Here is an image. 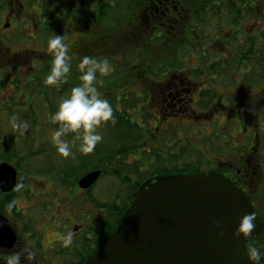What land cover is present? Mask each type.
<instances>
[{
    "label": "flooded vegetation",
    "instance_id": "flooded-vegetation-1",
    "mask_svg": "<svg viewBox=\"0 0 264 264\" xmlns=\"http://www.w3.org/2000/svg\"><path fill=\"white\" fill-rule=\"evenodd\" d=\"M0 1V163H8L16 170V177L13 182L10 177L9 179L0 178V264H5L4 258L8 253L20 251L26 245L34 247L36 255L31 261L23 259V264H67L70 262L87 264L89 256L121 223L118 225L117 222L114 230L103 237L104 217L108 216V212H110L108 207L104 205H108L109 202L95 199L91 195L92 188L103 177V169L101 176L90 188H81L78 186L79 180L72 187L71 178L67 173L41 175L37 166L33 164L35 157L38 156L39 158V155L42 154L41 149L46 153V148L41 147L40 149L39 147L45 140L40 141L38 130L35 129L38 122H40V93L47 94L45 99L47 100L46 105L49 114L56 110L52 98L50 99L48 88L56 90L57 85H47L46 89L40 88V82L45 79L53 61V56L47 49L48 39L42 43L46 33V15L41 12H29V10H27L28 13L24 12L23 4L19 0ZM24 15H26L25 18ZM25 26L32 27L29 29L32 31L29 37L38 44L37 48L23 44V36L27 31ZM65 33H67V30L62 29L58 35H64ZM52 35L50 34V36ZM78 39V32H76L71 38L67 39L65 37L64 40L69 45L71 56L75 55L73 50L78 52L75 56L77 65L80 58L84 56L83 50L85 49L83 43L81 51L76 49ZM39 41L45 46L44 50L39 49ZM41 51H43L42 54ZM161 63L160 66H167L161 68V72L158 70V73H162V75L158 76L157 79L152 75L146 78V92L150 103L149 112L155 115V124L157 125L154 128L151 126L148 128V145L154 146L152 138L159 139L160 131L167 134L166 130L168 129L177 130L174 124L165 125L163 119L168 121L179 114H183L192 115L195 120L199 121V118L208 119L211 114L221 108L226 111L225 120L227 121V112L230 115L234 112L233 115L236 116L240 131L246 132L245 138L247 136L252 138V146L246 150V155L250 156L241 159V164L245 162V165L234 170L231 160L227 161L226 155L219 165H216L218 161L213 163L212 160H207L210 166L195 164V167L190 171L216 170L230 177L239 187L247 190L246 185L250 181L248 171L257 160L253 152L257 151L264 141L257 117L254 119L247 117V115L243 116V113L246 114L247 109H253L251 97L248 95L243 97L242 94L236 93L233 96L237 103L228 105L226 95L224 101L221 100L218 104L212 105L208 103L198 111V101L202 97L200 96L198 99L196 96L201 88L189 76L200 77L194 73L193 69L197 67V64L192 65V69L189 71L179 72L177 65L170 66V62L167 61ZM77 65L74 74L70 73L68 79L62 83L59 93H70L71 88L80 82ZM100 85L97 82V87L103 95ZM184 94H188L189 97ZM194 95L196 98H194ZM263 95L264 85L255 93L253 99L257 102ZM183 100L185 101L184 104ZM248 100L250 101L248 102ZM29 102H31L30 105ZM178 103L182 105L180 108L177 107ZM12 114H15L19 120L28 122L29 126L22 134L13 129L10 122H8L9 116ZM6 122L9 123L8 126ZM44 125L48 128L52 127L47 122ZM250 132H252L251 137ZM67 135L70 137L71 133ZM67 135L66 139H68ZM46 137L49 139L51 136L47 134ZM161 143H163V148L164 146L165 148L170 147V152L167 154L174 156V160L167 158L165 151L161 150ZM168 143L166 137H163L158 143L160 145L158 152H151L150 148L146 150L148 156L145 159V171L150 173L146 179L185 172L182 171L185 159H182L179 143L176 142L173 145ZM51 144L55 149L52 142ZM241 145L246 146L243 142ZM51 153H54V150ZM193 161L194 159H192ZM146 179L140 185H137L131 195ZM137 180V178L133 179L131 183L125 185L128 192L132 190V185L136 184ZM18 182H23L24 185L23 189L19 191L16 188ZM73 192L77 195L72 204ZM12 200H15L16 203L9 211L6 205ZM23 200L29 203L23 205ZM121 201L119 196L116 195L111 203L120 204ZM56 203L54 211H51ZM89 206L90 208H88ZM51 231H56V233L51 234ZM68 231H73L75 237L71 245L65 246L61 237ZM94 243H96L95 246ZM89 246H94L90 254H88Z\"/></svg>",
    "mask_w": 264,
    "mask_h": 264
},
{
    "label": "trees",
    "instance_id": "trees-1",
    "mask_svg": "<svg viewBox=\"0 0 264 264\" xmlns=\"http://www.w3.org/2000/svg\"><path fill=\"white\" fill-rule=\"evenodd\" d=\"M262 1L263 0H19V2L23 4L24 9L29 10V12H41L46 15L44 42L48 39L50 34H58L62 30V27L66 29L67 32L70 31L69 27L73 22L80 26H84L78 27L80 34L78 32L79 39L76 42V49L81 51L83 43L85 48L83 52H87L89 48L90 53L93 52L95 57L115 60L114 56L123 53V50H125L126 52L132 51V53H135V61H138L143 58L146 52H152V55H156L152 50L153 47L158 48L159 53L161 52V56L158 59H163L165 55H172L171 60L157 59L151 61L150 64H148L149 61H147L146 66H143L144 61H140L139 66H142V70L140 71L137 69V77L138 79L144 80H146L149 75L155 76V78L162 75V73H158V70L160 71L161 68H166L167 66H160V64H162L161 62H170V66L177 65L180 59L187 60L184 55L187 56L188 52L192 54L197 51L198 46L196 41L201 37L196 30H200L201 26L205 30L209 28L214 29V35L212 36L211 34L210 36L214 37L217 35L223 40L227 38V47H229L231 43L232 47L235 48L233 49V58H227V62H223L222 52H216L217 60L210 65L202 64L203 67H199V70H196L197 76L205 74L212 77V75L217 72L215 76L222 77L223 75L221 72L224 70V74L227 72L228 78V75H234V71L244 70L245 74L242 76L244 78H246L247 75H250L251 78L257 77L256 79L264 78V29L261 30L257 36L246 35L243 30V23L249 17L257 16V14L264 17L262 10L259 9L262 5ZM173 16L177 19L174 24H168L163 27L159 26V20H169ZM211 17L215 18H212L211 21ZM84 18L86 22L85 25L82 23ZM216 19H218V21ZM72 20H79L80 22ZM215 21L217 22L215 23ZM147 27H149L148 35H146ZM59 28H61V30H58ZM150 30H152L151 33L149 32ZM135 31L140 33L141 39H131L129 41L121 40V37L124 36L129 38ZM141 32H144L145 35L141 34ZM113 33H115L116 37L107 43V40L112 38ZM84 36L85 38H83ZM169 36H174L175 38L172 39ZM242 39H244V42ZM116 40L119 41L116 42ZM163 43L167 44V46H162ZM109 44L113 45L109 47ZM91 46L94 47L92 48ZM76 52L73 50L75 55H72L71 73L76 71L77 62L75 56L78 54V52L77 54ZM234 54H238L237 59H234ZM202 55L205 57L203 53ZM174 57L177 58V60H172ZM247 60L248 62L245 64ZM221 63L223 64L221 65ZM248 65L256 66L258 73H255L253 69L248 72V68H246ZM132 68H134L133 65H131V69ZM108 74V77H111L110 80L106 81L110 88L108 94L111 93L112 99L116 98V101L112 100L113 102H110L109 100L113 107L114 119L104 124L109 128H106V130L111 133L112 145L105 146L107 153L98 149L97 158L98 160L101 159V162H106V165H113L117 162L122 163L123 155L128 157L133 152L137 153L140 147L145 146V139L142 138V136H144L143 133L141 135L144 129L143 123L145 122L144 116L140 120H135L132 117V113H128L126 110L122 111L119 108L118 102L121 100V92H118V95H116L117 92H115L114 87L120 83V72L118 76H114L112 72ZM135 81L137 80L130 78V85ZM144 92L146 93V91ZM139 95L141 94H138V96ZM131 96L132 93L128 91L125 99L130 101ZM231 100H233V95H231ZM249 101L250 100H248V102ZM251 102L252 104L258 103L261 105L262 111L264 110V104H262L264 103V95L260 97V100L257 102L251 98ZM254 107H256V105H254L253 108ZM143 108L145 109V106ZM140 115L142 116L144 114L142 113ZM261 133L264 139V129ZM152 140L154 141L155 137H153ZM42 150L43 149H41L40 152H42ZM142 163L146 165L145 161H142ZM197 165L199 166L200 163ZM194 167L195 164L183 161L182 171L188 172ZM72 170L74 171V169ZM139 172L138 182L136 181L137 183L132 185V190H129V194L125 200H122L120 204L111 203L110 205H104L108 207L110 212H108V216L104 217L103 237H106L114 230L117 222L118 225L122 222L129 206L128 199L131 197L132 191L150 174L147 171L143 173L141 169ZM67 174L70 177L74 176H71L69 173ZM112 174H114L119 181L123 182L130 177L117 167L113 168ZM74 177L73 186H75L81 176L78 175ZM249 189L250 190L247 189L246 191L250 194L253 202L256 200V194L258 193L263 196L261 197V201L263 200L264 188L260 189L259 186L253 187L250 182ZM262 205H264L263 202ZM256 209L259 219L264 223V207L261 206V209H259L256 206ZM263 243L264 231L255 235L248 241L244 249L246 250L249 245H254L261 249V251H264V247L262 246ZM95 244L96 243L93 245L95 246ZM94 246L88 247V254L91 253ZM67 264L76 263L70 262Z\"/></svg>",
    "mask_w": 264,
    "mask_h": 264
},
{
    "label": "rangeland",
    "instance_id": "rangeland-1",
    "mask_svg": "<svg viewBox=\"0 0 264 264\" xmlns=\"http://www.w3.org/2000/svg\"><path fill=\"white\" fill-rule=\"evenodd\" d=\"M260 10H262L264 14V0L261 2ZM24 12L28 13L26 9H24ZM80 14V13H79ZM26 15H24V18ZM212 18L211 17V21ZM177 19L173 16L171 19L167 20H159V26L163 27L165 25H171L176 22ZM218 21V19H216ZM75 22H80L79 20H72ZM215 21V23L217 22ZM164 22V24H163ZM209 22V19H208ZM82 23L85 25V18L82 21ZM210 23V22H209ZM214 23V24H215ZM200 24V23H199ZM26 25V24H25ZM73 25V26H72ZM70 25L69 30L67 33L64 34V37H67V39L71 38L74 33L79 32L78 27H84L83 25L80 26L79 24L73 23ZM170 27V26H169ZM208 27V26H207ZM216 27V26H215ZM26 32L23 36V44L29 45L32 48H37L38 44H36L34 41L31 40L29 37V34H32L31 26H25ZM217 28V27H216ZM64 30V28L62 27ZM148 29L149 27L146 28L147 34L148 35ZM264 29V17L260 16L257 14V16L249 17L247 20L244 21L243 23V30L246 35L250 36H257L261 30ZM58 30H61L59 28ZM152 30L149 32L151 33ZM196 32L199 34L201 37L198 41H196V44L198 46L197 51L193 52L192 54L188 52V55H184L185 59L187 60H179L177 63L178 67L177 70L179 72L182 71H189L192 65H196L197 67L194 69V73H196V70H199V67H203L202 64L204 65H210L213 62L217 60L216 57V52H222V60L223 62H227L228 59L233 58V49L235 47H232V44L230 43L229 47H227V38L222 39L214 35V29L209 28L208 30L203 29V27H200V30H196ZM125 34V33H124ZM141 34L145 35L144 32H141ZM207 34V35H206ZM212 34V36H210ZM70 36V37H69ZM69 37V38H68ZM115 36V33H113L112 38L107 40V43L110 42ZM145 37V36H144ZM170 38L174 39V36H169ZM131 39H141V35L138 31H135L133 34L130 35L128 38L127 36L121 37L122 41H129ZM221 39V40H220ZM45 40V39H44ZM119 40H116V42ZM244 42V39H242ZM70 42V41H69ZM44 43V41L42 42ZM41 41H39V49L44 50V45H42ZM113 44H109L108 46L111 47ZM158 46V45H156ZM162 46H167V44L163 43ZM89 47V46H88ZM92 48L94 46H91ZM153 52L156 53V55H152L151 53L146 52V54L143 56L142 59H139L138 61H135V53H132V51L126 52L123 50V53H120L119 55L114 56L115 60H109L110 63V73H114V76H118L120 72V83L119 85H116L114 87V90L116 95H118V92H121V100L118 102L119 108L124 111L126 110L128 113H132V117L135 120H140L144 116V122L143 126L144 129L141 132V135L143 133L144 136H142L143 139H145V146L140 147V150L137 153H131L128 157L123 155V160L122 163L117 162L116 164L113 165H106V162H101V159L98 160L97 158V153L99 152L98 149L103 151L104 153H107V150L105 146H111L112 145V139H111V133H109L107 129H109L104 123L98 127V130L101 132V135L103 136V140L96 145L94 150L90 153L84 154L81 153L78 150V142L77 145L73 147L72 151L74 153V156L70 157H64L61 154H59L54 147L51 144V137L48 139L46 135L48 134L51 136V132L55 129L56 125L52 124L50 121V116H49V111H48V106L46 105L47 100L45 99V96L47 94H41V100H39L40 103V122L36 125L35 129L38 130L39 133V139L42 141L43 139L45 140L42 144H40V149L41 147L46 148V153L43 152L42 154L39 155L40 157L38 158L35 157V160L33 161L38 169V172L41 175H46L48 173L53 174V173H69L74 176H82L91 169H103L104 174L103 177H101L100 181L98 184L92 188L91 195L93 198H97L99 200H103L104 202H109V205L111 202L114 201V198L116 195L119 196L120 200H125L128 195V191L126 188L127 183H131V181L134 179H139L138 175L140 174V169L141 171L146 170V165L142 163V161H145V158H147L148 153H146V150L148 148L151 149V152H158L159 151V141L163 139V137H166V141H169V145H173L174 143L178 142L181 153L183 158L185 159L184 161H189V163L193 164H199L204 166H210L208 161L212 160L211 162H216L218 163L216 165H219L222 160L225 159L227 155V161L231 160L232 164H234V168H242L244 166L245 162L241 164V159H245L246 156V150L248 147L252 146V138H249L248 136L245 138V131H240L239 129V124L236 119V116L233 115V113L230 115L227 112V121L225 120V113L223 109L219 108L215 111L214 114H211L210 117L207 118H199V121L195 120L192 115H183L179 114L175 117H173L171 120H165L163 119V123L165 125H170L174 124L176 126L177 130H166V133H162L160 131V138L156 139L153 141L154 146L148 145V128L149 126L153 127L157 126L155 124V115L149 112L150 110V103H149V98L147 95V92L145 93L147 89V81L144 79H138L137 74L138 70H142L141 67L139 66L140 61H144V65H147L151 63L153 60H157L161 56V52L159 53L158 48L153 47L152 48ZM257 50V49H255ZM43 51H41L42 54ZM202 53L205 55V57L202 55ZM40 54L41 58L42 55ZM84 55H89V56H94L93 52L90 53V50L88 48L87 52H84ZM238 54H234V59H237ZM139 56V55H138ZM95 57V56H94ZM172 55H165L163 59H158V60H171ZM31 60V58H29ZM172 60H177V58H173ZM249 60V59H248ZM245 61V64L248 62ZM223 63H221L222 65ZM41 65V62H40ZM131 65L134 66V68L131 69ZM246 68H248V72L251 71L252 69L254 70L255 73H258L257 67L256 66H250L248 65ZM138 69V70H137ZM108 72V73H109ZM105 74L103 76H99L98 74V83L101 85V91L103 92L102 97L110 100V102L116 101V98L112 99L110 88L108 84L106 83L107 80H110L111 77H108L109 74ZM220 73V72H219ZM222 77H216L215 74L212 75H201L200 77H191L193 80H195L198 84V87L201 88L199 91V94L196 96L198 99L201 96L202 98L198 101L199 107L198 111H200L202 108H204L208 103L210 105L212 104H218L221 100L224 99V97L227 95V104H234L237 103V100L233 96V100H231V95L237 94H242V96L248 95L252 99L255 98V93L264 85V78L256 79L257 77L251 78L250 75H247L246 78L242 77L245 74L244 70H238L234 71V75H228L227 78V72L224 74V70L221 72ZM214 77V78H213ZM130 78L136 79L137 81L129 83ZM157 79V78H156ZM129 80V81H128ZM241 83V84H240ZM62 83L58 84L56 86V90H50L51 88H48L49 94H50V99L52 98V102H54L55 107L57 108L58 102L60 101L61 98H63L65 95L67 96L70 93H59V88L61 87ZM40 88L41 89H46L47 84L44 83V80L40 82ZM103 88V89H102ZM132 93L130 101L128 99H125V96L127 92ZM143 92V93H142ZM113 93V92H112ZM210 93V94H209ZM138 94H141L138 96ZM196 94V92H195ZM185 96L189 97L188 94H184ZM138 96V97H137ZM194 95V98H196ZM222 99H219V98ZM113 100V101H112ZM260 98L258 99V101ZM224 101V100H223ZM183 100V104H184ZM31 102H29V105ZM264 104V103H262ZM196 105V101H195ZM256 105L253 109L246 110V114L243 113V116L247 115L249 118H256L258 119V123L260 126V131L262 132L264 129V110L262 111L261 105L258 103L253 104V106ZM145 106V109L143 108ZM182 105L180 103L177 104V107L180 108ZM50 107V106H49ZM155 109V108H153ZM153 111V110H152ZM155 112V111H153ZM209 112V111H206ZM232 112V111H230ZM144 115H140V114ZM154 118V119H153ZM246 118V117H245ZM153 119V120H152ZM9 122V121H8ZM6 122L7 126L9 123ZM47 122L48 124H51V128H48L44 123ZM169 122V124H168ZM175 122V123H173ZM164 125V126H165ZM227 125V127H226ZM173 125L172 127L175 128ZM161 127V125H159ZM159 132V131H158ZM74 134L71 133L70 137L68 136V140L71 141L72 136ZM252 136V132H250V137ZM244 143L246 146L243 147L241 143ZM150 144V142H149ZM162 148L163 151H165L166 156L168 159L174 160V156H171L170 154H167L170 152V147L164 146L163 148V143ZM264 144V141H263ZM263 144L260 146L257 151L253 152L255 155L256 163L252 164V167L249 169V183L246 185V189H249L250 182L252 183L253 187L259 186L260 189L264 188V147ZM254 145V144H253ZM255 146V145H254ZM154 148V149H153ZM195 149L190 150V149ZM54 150V153H51ZM227 153V154H226ZM100 154V153H99ZM102 155V154H101ZM122 157V156H121ZM192 159L194 161L192 162ZM242 159V160H243ZM208 160V161H207ZM137 161V162H136ZM255 161V160H254ZM106 165V166H105ZM105 166V169H104ZM114 167H117L120 169L123 173H125L127 176L129 175L130 177L125 181H119L117 177L112 174V170ZM74 169V171L72 170ZM74 172V173H73ZM70 177V183L73 184L75 177ZM81 178V177H80ZM79 178V179H80ZM78 179V180H79ZM73 187V185H72ZM65 189V188H64ZM91 191V190H90ZM255 192V191H254ZM73 194V199H72V204L75 201V196L77 195L76 193ZM255 194V193H252ZM262 195L259 193L256 194V200L254 201L256 206L261 209L262 202L264 204V198L261 201ZM23 205H26L24 200L22 201ZM55 203V202H54ZM77 204V203H75ZM57 203L55 206L51 209V211H54ZM90 208V206L88 207ZM56 233V231H51V234ZM264 247V243L262 244ZM262 254H264V251H261Z\"/></svg>",
    "mask_w": 264,
    "mask_h": 264
},
{
    "label": "water",
    "instance_id": "water-1",
    "mask_svg": "<svg viewBox=\"0 0 264 264\" xmlns=\"http://www.w3.org/2000/svg\"><path fill=\"white\" fill-rule=\"evenodd\" d=\"M101 173H87L79 186L90 188ZM9 177L13 182L15 168L0 163V178ZM247 212L256 213L258 227L247 238L235 237ZM263 230L250 195L222 172L157 176L132 194L123 221L87 264H251L245 244Z\"/></svg>",
    "mask_w": 264,
    "mask_h": 264
},
{
    "label": "clouds",
    "instance_id": "clouds-1",
    "mask_svg": "<svg viewBox=\"0 0 264 264\" xmlns=\"http://www.w3.org/2000/svg\"><path fill=\"white\" fill-rule=\"evenodd\" d=\"M64 35L54 34L47 40V49L53 56V61L44 83L58 85L65 82L71 73V59L69 45L64 42ZM79 83L73 86L70 94L60 99L57 108L50 113L52 124L58 125L51 132V142L57 152L64 157L74 156L73 147L77 145L81 153L87 154L94 150L96 145L103 140V136L97 130L99 126L114 119L113 107L108 99L103 98L98 87V74L103 76L110 71V63L107 58H98L84 55L78 62ZM11 127L21 134L28 128V122L19 120L15 114L9 116ZM68 133H73L71 141L66 139ZM23 182H18L17 190L23 189ZM16 201H9L6 205L12 210ZM218 228L221 226L216 225ZM258 227L256 213L247 212L239 219L238 227L233 235L235 237H249ZM223 236V229L219 233ZM75 233L68 231L61 239L65 246L73 243ZM251 264H264V254L261 249L249 245L245 250ZM36 255L34 247L24 246L20 251L10 252L6 255L5 264H23V259L31 261Z\"/></svg>",
    "mask_w": 264,
    "mask_h": 264
}]
</instances>
